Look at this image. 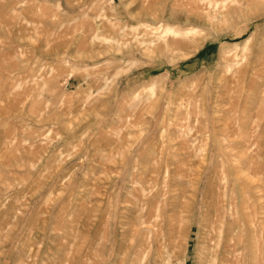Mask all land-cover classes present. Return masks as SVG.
I'll return each mask as SVG.
<instances>
[{"label":"rangeland","instance_id":"374dc122","mask_svg":"<svg viewBox=\"0 0 264 264\" xmlns=\"http://www.w3.org/2000/svg\"><path fill=\"white\" fill-rule=\"evenodd\" d=\"M0 264H264V0H0Z\"/></svg>","mask_w":264,"mask_h":264},{"label":"bare ground","instance_id":"6f19581e","mask_svg":"<svg viewBox=\"0 0 264 264\" xmlns=\"http://www.w3.org/2000/svg\"><path fill=\"white\" fill-rule=\"evenodd\" d=\"M224 1V0H223ZM226 2V1H225ZM212 4V3H211ZM214 9V8H213ZM212 11V10H211Z\"/></svg>","mask_w":264,"mask_h":264}]
</instances>
